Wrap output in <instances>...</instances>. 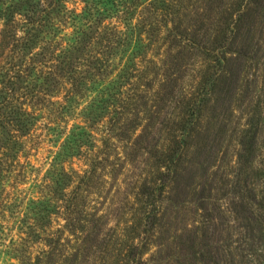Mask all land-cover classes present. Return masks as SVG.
<instances>
[{
	"label": "trees",
	"instance_id": "16d2710c",
	"mask_svg": "<svg viewBox=\"0 0 264 264\" xmlns=\"http://www.w3.org/2000/svg\"><path fill=\"white\" fill-rule=\"evenodd\" d=\"M74 1L83 3L80 10ZM253 1L261 4L260 0H235L234 7L221 9L211 33L206 34L203 21L190 32L181 19L187 0H0V84L4 93L0 97V171L4 165L15 166L19 155L12 151L20 150L21 137L31 133L29 126L33 122L23 119L30 112L19 105L31 92L17 95L15 89L23 73L25 79L33 82L35 96L30 99L35 97L51 110L48 128L56 136L64 135L48 172L54 191L64 201L58 206L62 209L61 222L53 227L51 215L57 208H51L47 199L30 198L23 204V251L30 252L25 246L39 248L33 264H43V258H53L67 245L71 248L70 242H75L74 246L92 242L100 245L102 260L113 257L109 250L112 234L107 237L109 232H103L102 215L85 209L87 194L96 187L94 179L99 169L105 170L108 148L116 141L138 148L150 135V126L135 134L137 119L132 122L134 127L127 122L138 101L150 95L146 96L148 80L159 49L170 50L175 45L171 64L161 78L163 91L159 100L168 101L178 91L173 60H179L177 55L183 49L195 48L202 55L205 69L175 100L180 108L177 118L171 112L161 122L160 130L166 128L170 134L167 145L159 148V142L154 141L149 150L148 146H141L154 156L158 173L155 179L140 185L143 206L134 234L126 238L130 239L126 248L122 247L125 234L116 232L122 243L116 264H149L151 259L145 257L144 248L160 215L166 182L181 159L189 130L211 100L219 73L242 32ZM259 6L264 10V4ZM33 47L39 48L36 54L40 55V69L33 71L34 77L35 58L31 59L30 72L29 68L23 70V56L31 53ZM242 51L245 55L246 50ZM7 57L10 60L6 61ZM166 105L171 106L168 102ZM255 138L253 132L246 141V163L252 160ZM75 157L82 166L73 169L62 165ZM43 185L52 188L47 182ZM68 186L72 189L64 198ZM137 239L140 240L136 242Z\"/></svg>",
	"mask_w": 264,
	"mask_h": 264
},
{
	"label": "rangeland",
	"instance_id": "374dc122",
	"mask_svg": "<svg viewBox=\"0 0 264 264\" xmlns=\"http://www.w3.org/2000/svg\"><path fill=\"white\" fill-rule=\"evenodd\" d=\"M213 1L187 0L181 19L190 32L203 21V31L210 34L221 9L234 7L235 2ZM72 3L69 6L75 5L79 10L83 6L81 1ZM260 3L263 5L264 0ZM259 5L251 3L250 14L219 73L211 100L189 130L181 159L166 182L160 215L148 233L144 248L145 257L151 259L149 264H264V10ZM242 48L246 50L245 55ZM38 51L39 48L33 47L31 53L23 56V70L29 68L30 72L31 59L35 58L36 70L32 72L38 71ZM159 52L148 80L146 96L150 95L138 101L132 110L131 122H127L134 127L136 124L132 122L137 119L135 134L150 126V135L138 148L116 141L107 149L105 170L99 169L94 179L96 187L90 189L84 206L88 212L102 215L103 232H109L107 237L112 234L109 250L113 257L102 260L100 245L92 242L77 246L70 242L71 248L67 245L61 249L62 254L43 258V264H116V254L122 244L116 232L125 234L122 247L130 244V239L126 238L134 234L143 206L140 185L155 179L158 173L156 160L148 150L154 141L159 142V148L167 145L170 134L166 128L160 130L161 122L169 118L171 112L173 117L178 116L180 108L176 103L179 102L175 100L179 93L182 96L205 69L197 49H183L177 55L179 60H173L177 94L174 99L161 101L162 73L171 64L175 45L170 50L161 47ZM8 60L10 57L6 58ZM23 76L15 89L17 95H23L26 90L31 92L19 105L30 112L23 119L33 124L29 126L31 133L21 137L23 149L12 151L19 155L15 166L4 165L5 169L0 171L6 176L0 177V264H33L35 261L33 257L39 248L25 246L30 252L23 251V223L20 222L23 204L30 198L47 199L51 208H57L51 215L53 227L61 222L62 209L58 206L64 204L48 178L52 158L64 135L56 136L48 128L51 110L45 109L35 97L30 99L31 95L35 96L33 82L25 79V73ZM1 85L0 97L4 94ZM253 132L256 138L252 160L246 163V141ZM141 146H148V150ZM62 165L77 169L82 162L75 157ZM46 182L52 188H45L43 183ZM71 189V186L65 189L64 198H68Z\"/></svg>",
	"mask_w": 264,
	"mask_h": 264
}]
</instances>
